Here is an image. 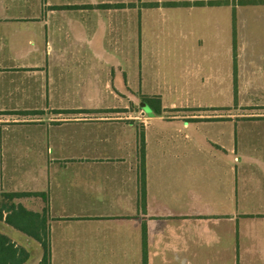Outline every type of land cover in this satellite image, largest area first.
<instances>
[{"label": "crops", "instance_id": "crops-1", "mask_svg": "<svg viewBox=\"0 0 264 264\" xmlns=\"http://www.w3.org/2000/svg\"><path fill=\"white\" fill-rule=\"evenodd\" d=\"M37 3L0 0L18 9L0 17V233L22 264L50 249L87 251L64 264H264V0ZM123 30L139 94L165 105L174 87L171 105L198 113L109 111L140 98L111 93L113 73L126 90L110 44Z\"/></svg>", "mask_w": 264, "mask_h": 264}, {"label": "rangeland", "instance_id": "rangeland-1", "mask_svg": "<svg viewBox=\"0 0 264 264\" xmlns=\"http://www.w3.org/2000/svg\"><path fill=\"white\" fill-rule=\"evenodd\" d=\"M31 1H33L34 7L36 8L38 6L37 1H39V0H31ZM62 1H72V0H62ZM241 2H243V1H241ZM117 8H120V6H117ZM17 10L18 9L7 10V9H4V8H0V17H2L4 14L14 15V13ZM31 11L34 12L36 15L38 13V10H36L37 12L35 10H31ZM126 39H127V33H126L125 30H123V32L121 34L113 35V40L110 42L111 46H113V48H112L113 56L116 57L121 63V68L122 69L120 70V72H121L122 79L124 81V86L126 88V90L124 91V90H118V89H116L114 87V83H115L114 76H115V74L113 73V80H112L113 85H112L111 93H112L113 97L115 95L120 96V98L115 97L117 100H121V97H123V98L124 97H129L130 98V97H133V96H139L140 98L142 97V99H140V98H139L140 100L139 99L138 100L134 99V101H131L129 99L128 100V108H126L127 110H121V109L112 108L113 110H109V111L110 112H118V113H121V114H124V115H126V114L127 115H140V116L144 115V117H147V116H149V114H147V111L144 110L142 108V106H141V102H143V103H146L151 108L152 115H150V116H153L154 114H156V111L158 109L160 111V114L164 113L166 116L182 115L183 112L186 113V114H191V115L198 113L199 108L197 106L193 105V104L171 105L172 99L173 98L176 99V97L180 96V92L175 90L174 87L171 88V91H169L170 96L169 95L167 96V87L162 88L164 93H165V95L167 96V98L164 100V104L165 105H161V104L157 105V103H155L153 105H150L149 102H151V101H153L155 99L151 98V97L142 96V95L139 94V91H138V89L136 87V83H135L136 73L134 72V69L137 68V49L134 50V51H131L134 48L135 41H130V40L125 41ZM123 46H127L130 50H128V52H126L123 48L121 49V47H123ZM114 54H116V56ZM87 59H88L87 55H85V56H77L75 58V60L78 61V62L87 61ZM125 60H126V62H125ZM123 66H128L129 69H124ZM165 74L168 76L169 73L165 72ZM127 80H128V83H127ZM100 83H101V87H102V93H105L107 95L110 90L104 88V80H103V78L100 79ZM128 84L131 87H129ZM164 85L172 86L170 84V82H169V79L167 81L162 82L160 86L163 87ZM121 102H123V100ZM190 102H191V100H190ZM107 103H110V101H107ZM113 107H114V105H113ZM212 110L213 109L211 107L210 108L208 107L207 110H205V111H208V113H209ZM101 111H106V110H101ZM237 111L239 113H247V112H249L245 108H238ZM254 111H261V109H254L251 112H254ZM262 111H264V110H262ZM48 112L56 113L55 111H51V110H49ZM67 112L68 111H63L62 110L61 113H67ZM106 112H108V111H106ZM46 113H47V111H46ZM18 114L19 115H31V116L33 115V113L30 112V111H20V112H18ZM215 114H217V113H215ZM190 120L192 121L194 119L193 118H186L185 119L186 122H189ZM198 122H200V121H198ZM104 124H105L106 128L113 129L114 127H110V126L114 125L115 123L109 122V123H104ZM10 128H12V127H10ZM138 128H139L140 132L143 129V127L141 125H139ZM7 130L8 129H5V130L1 131V134L3 135L2 136L3 140L8 135L12 136L15 132H18V131L7 132ZM68 130H71V127L64 128L62 131H68ZM17 138L20 139V140H26L28 138V136H27V134H25L23 132H19L18 135H17ZM11 139H13V137L7 138L6 144ZM139 151H140V144H139V147L137 148V152L139 154V162H140L141 160H140V152ZM42 154L45 155V151H43ZM86 154H88V152H86ZM31 155L33 157L35 156V154H31ZM193 158L195 160H198V161L200 160L199 159V155H194L193 154ZM0 161H1V159H0ZM144 162H145V142H144ZM4 163H5V165H7L8 160L5 159ZM140 166H141V162H140ZM1 168H2V166L0 165V169ZM140 172H141V168H140ZM143 172H144V175H145V163H144V171ZM69 176H70V174H68L67 172H63V174H62V177H69ZM140 176H141V174H140ZM7 177H8V175H4L2 177V179L6 180V182L8 184L9 181H8ZM4 210H5V208L3 206H1L0 207V212L2 213V211H4ZM37 253L39 254V251ZM45 253H46L47 257H50V264H64L65 263L64 260L66 258L72 257L74 259L76 257H80V256H83V255L86 256L87 251L86 250H63L61 252V250L50 249V250L43 251V256H44ZM97 255H99V252H97ZM43 256H42V258H43ZM47 260H46V263L49 262V258H47ZM33 261H34V258H33ZM41 263H42V260H41Z\"/></svg>", "mask_w": 264, "mask_h": 264}, {"label": "trees", "instance_id": "trees-1", "mask_svg": "<svg viewBox=\"0 0 264 264\" xmlns=\"http://www.w3.org/2000/svg\"><path fill=\"white\" fill-rule=\"evenodd\" d=\"M114 7L120 6V5H113ZM155 104L157 102V105H159V100H153ZM152 102V101H151ZM151 102H149L150 105H153ZM157 114H160L159 109L156 111ZM143 135H139V141H140V162H141V201L145 203V189H144V139ZM7 197H11L8 195ZM0 217H2V213L0 212ZM6 222L9 224H12V221L9 220V218L6 217ZM15 226V225H14ZM16 227V226H15ZM18 227V226H17ZM45 251V250H44ZM29 257V253L25 248L15 246V244L4 234L0 233V264H22L25 261H27ZM46 253L44 254L42 258L41 264H49L46 263L47 260ZM48 261V260H47ZM143 264H146V254L144 252L143 255Z\"/></svg>", "mask_w": 264, "mask_h": 264}, {"label": "water", "instance_id": "water-1", "mask_svg": "<svg viewBox=\"0 0 264 264\" xmlns=\"http://www.w3.org/2000/svg\"><path fill=\"white\" fill-rule=\"evenodd\" d=\"M141 106L144 110L147 111V114L152 115L151 108L146 103L141 102Z\"/></svg>", "mask_w": 264, "mask_h": 264}]
</instances>
